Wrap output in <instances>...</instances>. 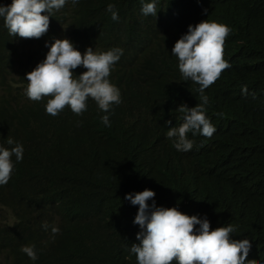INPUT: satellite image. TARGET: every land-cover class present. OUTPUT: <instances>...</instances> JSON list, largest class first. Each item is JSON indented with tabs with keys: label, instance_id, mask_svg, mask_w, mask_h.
Returning a JSON list of instances; mask_svg holds the SVG:
<instances>
[{
	"label": "trees",
	"instance_id": "trees-1",
	"mask_svg": "<svg viewBox=\"0 0 264 264\" xmlns=\"http://www.w3.org/2000/svg\"><path fill=\"white\" fill-rule=\"evenodd\" d=\"M149 2L156 16L142 13ZM110 3L116 21L106 11ZM50 15L56 33L123 50L121 103L107 113L64 108L51 116L47 100L16 113L0 100V128L13 125L0 143L24 148L0 186V264H137L130 247L139 243L138 206L125 196L145 186L160 207L199 218L205 211L215 223H231V238L251 243L247 260L264 264V0H79ZM203 20L231 29L223 53L231 67L223 75L225 92L204 93L219 132L208 141L189 132L193 148L182 152L167 138L166 121L182 118L180 105L201 101L198 84L183 79L171 50L189 25ZM9 37L0 21V88L10 71L22 79L15 67L25 62H16L25 43L7 44ZM24 68L34 66L26 61ZM225 110L234 113L226 117ZM26 245H35L36 260L21 251Z\"/></svg>",
	"mask_w": 264,
	"mask_h": 264
},
{
	"label": "clouds",
	"instance_id": "clouds-1",
	"mask_svg": "<svg viewBox=\"0 0 264 264\" xmlns=\"http://www.w3.org/2000/svg\"><path fill=\"white\" fill-rule=\"evenodd\" d=\"M79 0H1L0 21L10 36V41L25 43L23 53L16 62L30 61L32 71L24 68V63L16 66L18 74L10 71L6 83L0 88V100L16 113L25 103H38L47 100L46 113L57 116L64 108L81 115L89 108H97L107 113L112 104L121 103V84L117 72L121 68L120 48H100L91 44H81L68 35L53 31L50 23L52 11H63ZM107 12L114 21L119 19L114 4L107 5ZM144 15L156 16L155 2L145 3L141 9ZM47 13V14H44ZM3 17V18H2ZM231 29L216 21L203 20L189 25L188 30L174 44L171 52L178 59V68L185 81L198 84L200 103L189 108L180 105L177 110L183 114L173 122L169 121L166 136L172 140L177 151L187 152L193 148L188 133L200 134L204 140H210L219 132V122L213 117V111H206L208 97L204 95L209 88H219L225 92L223 75L231 67L224 57V44ZM242 59L245 56L241 57ZM74 70L80 75H74ZM221 82V85L219 84ZM246 91V88H245ZM234 113L225 110V116ZM222 115V114H217ZM102 122L110 126L109 117H101ZM175 125V126H172ZM13 125L0 128V137L8 133ZM250 130V129H249ZM261 140V138H260ZM7 143L13 145V139ZM0 143V186L6 185L13 171L12 157L23 160V145L15 143L9 148ZM264 162V150L262 149ZM151 186L143 191L126 194L125 199L138 212L133 221L141 231L136 235L139 243H133L130 253L136 257L137 264H245L251 243L248 239L234 240L231 223H215L203 211L199 218L187 215L176 207H161L155 204V192ZM158 196H161L158 191ZM152 200L151 205L148 201ZM42 227L47 230L49 225ZM211 227L215 228L212 229ZM55 235L59 229L52 227ZM21 251L30 259L36 260L35 245L21 247ZM247 264H256V260H247Z\"/></svg>",
	"mask_w": 264,
	"mask_h": 264
},
{
	"label": "bare ground",
	"instance_id": "bare-ground-1",
	"mask_svg": "<svg viewBox=\"0 0 264 264\" xmlns=\"http://www.w3.org/2000/svg\"><path fill=\"white\" fill-rule=\"evenodd\" d=\"M228 212V211H227ZM232 213V212H231ZM230 216V215H229Z\"/></svg>",
	"mask_w": 264,
	"mask_h": 264
}]
</instances>
